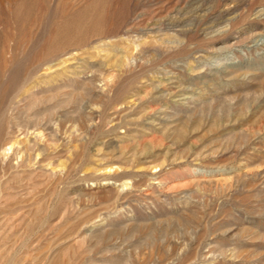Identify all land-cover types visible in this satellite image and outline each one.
<instances>
[{
	"label": "rangeland",
	"instance_id": "rangeland-1",
	"mask_svg": "<svg viewBox=\"0 0 264 264\" xmlns=\"http://www.w3.org/2000/svg\"><path fill=\"white\" fill-rule=\"evenodd\" d=\"M0 264H264V0H0Z\"/></svg>",
	"mask_w": 264,
	"mask_h": 264
}]
</instances>
